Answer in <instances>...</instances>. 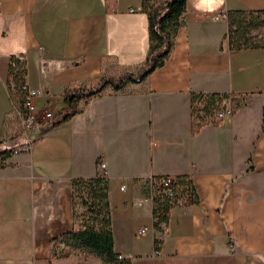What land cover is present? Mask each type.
<instances>
[{
    "label": "crops",
    "instance_id": "1",
    "mask_svg": "<svg viewBox=\"0 0 264 264\" xmlns=\"http://www.w3.org/2000/svg\"><path fill=\"white\" fill-rule=\"evenodd\" d=\"M263 6L185 0L160 65L78 99L60 120L65 88L143 65L141 0H0V146L13 145L0 165V264L75 263L52 239L72 227L70 179L96 171L108 178L112 251L128 264H264V48L228 50L226 19L208 17ZM11 55L24 61L36 105L56 112L41 130L17 131L8 118ZM199 91L240 93L244 102L192 132L190 93ZM152 175H185L196 195L169 208L156 252L144 194Z\"/></svg>",
    "mask_w": 264,
    "mask_h": 264
},
{
    "label": "trees",
    "instance_id": "2",
    "mask_svg": "<svg viewBox=\"0 0 264 264\" xmlns=\"http://www.w3.org/2000/svg\"><path fill=\"white\" fill-rule=\"evenodd\" d=\"M185 0H165L154 5L150 0H141V8L148 18V48L145 60L134 73L124 72L117 77L101 76L88 87H67L63 91V98L67 107L61 110V119H66L74 112L78 99L101 91L106 85L118 89L125 81L142 79L154 67L160 65L167 56L174 32L180 24V14L184 9ZM226 32L228 50L234 51L247 48H264V6L259 9H227ZM24 61L18 55H11L8 63L6 88L12 100L15 112L22 110L21 84L24 79ZM228 101L230 113L244 102L240 93L207 91L191 92V131L200 125L215 123L216 111ZM2 159L10 152L3 149ZM1 159V160H2ZM0 160V165L2 164ZM171 186L178 194H186L189 202L196 200L194 188L190 179L185 175H174ZM148 192L145 182L144 194ZM72 227L68 231L59 233L52 239L54 243H62L70 254L78 261H92L97 259L105 264H120L112 251V235L110 230V206L108 200V178L100 171L92 176L73 177L70 179ZM155 208L158 211L152 220V227L160 231L159 222L167 220L165 211L169 208V196L164 192L153 197ZM76 205L81 206L76 211ZM164 211V213H160ZM161 238H154V243ZM48 264H58L49 262Z\"/></svg>",
    "mask_w": 264,
    "mask_h": 264
},
{
    "label": "built area",
    "instance_id": "3",
    "mask_svg": "<svg viewBox=\"0 0 264 264\" xmlns=\"http://www.w3.org/2000/svg\"><path fill=\"white\" fill-rule=\"evenodd\" d=\"M164 1L165 0H160V2ZM208 17L212 20L226 19V14L225 12L221 11L218 13L209 14ZM20 87L22 90V110H18L17 114L22 130H41L47 125H50L54 120V115L56 112H53L51 109L46 107H38L36 105V98L39 96V91L28 86L25 80ZM228 114H230V107L228 101H225L224 104L216 111L215 117L220 119ZM97 165L99 170L103 168L102 161H99ZM173 180L174 175H152L145 178L148 188V192L145 194V197L151 204V210L153 207L155 208L153 197L159 192H164L167 196H169V208L174 206L185 208L190 203L186 194H178L176 189L171 186V182ZM169 208L167 211H165L166 215L168 214ZM157 213L158 211H154V213L151 212L152 220L155 219ZM160 213H164V211H160ZM166 221L167 220H162L159 222L161 227L160 231H155L153 229L154 238L160 239L162 237V233L166 227ZM145 229L146 227L143 226L138 230V232H143ZM158 243V240L154 243V252L157 251L156 247ZM115 257L120 262V264H128L127 257L125 255L116 253Z\"/></svg>",
    "mask_w": 264,
    "mask_h": 264
},
{
    "label": "rangeland",
    "instance_id": "4",
    "mask_svg": "<svg viewBox=\"0 0 264 264\" xmlns=\"http://www.w3.org/2000/svg\"><path fill=\"white\" fill-rule=\"evenodd\" d=\"M15 109L16 108H14V110L12 111V113L10 114V116L8 117L9 119H11V121H12V123L14 124V126L16 127V129H17V131H18V129H22L21 128V124H20V121H19V119H18V117H17V115H16V113H15ZM12 142H9V144H10V146H9V149H10V151H12V144H11ZM3 149H5V148H1V146H0V160L2 159V156L4 155V153L3 152H1ZM82 209V207L81 206H77L76 205V211H80ZM54 254V253H53ZM61 255V254H60ZM70 257H72L73 259H76V257H75V255L74 254H70ZM54 260H55V257H54ZM53 260V261H54Z\"/></svg>",
    "mask_w": 264,
    "mask_h": 264
}]
</instances>
